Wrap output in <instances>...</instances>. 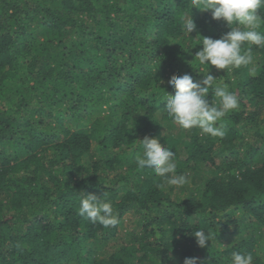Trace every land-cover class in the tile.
Returning a JSON list of instances; mask_svg holds the SVG:
<instances>
[{"label":"trees","instance_id":"obj_1","mask_svg":"<svg viewBox=\"0 0 264 264\" xmlns=\"http://www.w3.org/2000/svg\"><path fill=\"white\" fill-rule=\"evenodd\" d=\"M192 7L0 0V264H232L233 252L264 264V49L253 46L247 68L210 67L239 99L223 137L180 129L167 81H202L203 37L230 31ZM146 136L175 152L190 183L161 189L137 168ZM106 191L119 219L109 228L78 215L83 196ZM198 229L211 238L204 248Z\"/></svg>","mask_w":264,"mask_h":264},{"label":"clouds","instance_id":"obj_2","mask_svg":"<svg viewBox=\"0 0 264 264\" xmlns=\"http://www.w3.org/2000/svg\"><path fill=\"white\" fill-rule=\"evenodd\" d=\"M192 4V8L210 11L212 18L225 22L230 31L219 39L203 37L202 49L195 53L194 59L207 69L203 72L202 81L194 82L189 74H173L167 83L175 90V94L166 92L165 108L173 123L180 129H198L202 135L223 137V118L238 109L239 99L227 84H217V78L210 73V67L231 72L254 64L253 46L264 49V31H261L264 16L260 11L264 9V0H192ZM196 28L192 15L186 13L182 23L184 34L191 36ZM210 89L211 101L207 99ZM138 141L140 151L135 155L136 166L139 170L149 169L159 177L162 181L157 185L159 188L183 187L190 183L186 174L177 173L176 154L171 148L161 144L160 136H146ZM78 215L93 224L99 223L104 228L115 227L119 223L107 191L102 198L95 194L83 196ZM193 235L201 248L206 247L211 240L204 230L198 229ZM253 259L251 253H232V264H253ZM184 264H198V260L185 258Z\"/></svg>","mask_w":264,"mask_h":264},{"label":"rangeland","instance_id":"obj_3","mask_svg":"<svg viewBox=\"0 0 264 264\" xmlns=\"http://www.w3.org/2000/svg\"><path fill=\"white\" fill-rule=\"evenodd\" d=\"M112 244H114V243H112ZM110 246H113V245H110Z\"/></svg>","mask_w":264,"mask_h":264}]
</instances>
